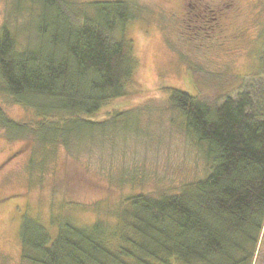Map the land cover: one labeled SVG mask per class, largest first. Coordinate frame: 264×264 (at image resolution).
Masks as SVG:
<instances>
[{
  "label": "trees",
  "instance_id": "1",
  "mask_svg": "<svg viewBox=\"0 0 264 264\" xmlns=\"http://www.w3.org/2000/svg\"><path fill=\"white\" fill-rule=\"evenodd\" d=\"M28 2V7L15 5L31 18L23 49L6 26L0 29V92L32 109L39 120L30 127L0 111V128L28 134L39 144L32 158L43 153L46 160L48 147L69 148L82 133L107 127V121L89 117L126 93L135 63L125 29L135 14L123 1ZM260 65L235 96L217 104L166 90L209 166L204 178L176 194L129 196L111 226L98 220L81 228L63 221L52 237L25 214L19 228L22 259L29 264H251L264 232V58ZM53 117L60 119L48 120Z\"/></svg>",
  "mask_w": 264,
  "mask_h": 264
},
{
  "label": "rangeland",
  "instance_id": "2",
  "mask_svg": "<svg viewBox=\"0 0 264 264\" xmlns=\"http://www.w3.org/2000/svg\"><path fill=\"white\" fill-rule=\"evenodd\" d=\"M66 1H123L132 7L135 19L125 34L135 63L133 76L124 96L104 103L89 117L107 121L106 128L82 133L69 148L46 146V160L43 153L32 158L39 144L28 134L0 128V264H29L21 257L19 241L25 214L52 237L63 221L81 228L98 220L111 226L129 196L176 194L204 178L209 166L185 133L166 90L217 104L235 96L262 66L264 0H234L238 15L229 11L214 21L207 13L191 17L194 22L182 15L178 0ZM18 3L30 6L28 0H0V29L6 26L21 50L30 36L31 18L21 7L16 9ZM220 3L201 0L204 5ZM0 111L30 127L39 120L32 109L1 92ZM251 264H264V232Z\"/></svg>",
  "mask_w": 264,
  "mask_h": 264
},
{
  "label": "flooded vegetation",
  "instance_id": "3",
  "mask_svg": "<svg viewBox=\"0 0 264 264\" xmlns=\"http://www.w3.org/2000/svg\"><path fill=\"white\" fill-rule=\"evenodd\" d=\"M187 1L188 0H178V3L181 5L180 10L182 15H189V17L187 16L189 22H194L193 20L191 21V17L201 18V16L207 13L211 14V16H213L212 19L216 21L229 11L234 12V15H238L240 11V8H238L234 0H222L219 6L217 4L204 5L201 4V0H190V2L186 3ZM188 10L190 13L187 12ZM184 12L187 13L185 14ZM212 30L214 31L213 28Z\"/></svg>",
  "mask_w": 264,
  "mask_h": 264
}]
</instances>
